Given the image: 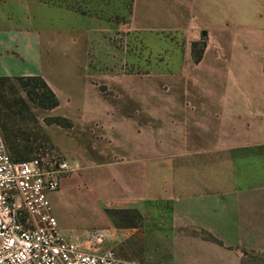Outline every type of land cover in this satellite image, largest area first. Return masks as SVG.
<instances>
[{
    "label": "rangeland",
    "instance_id": "obj_1",
    "mask_svg": "<svg viewBox=\"0 0 264 264\" xmlns=\"http://www.w3.org/2000/svg\"><path fill=\"white\" fill-rule=\"evenodd\" d=\"M38 1L65 10L40 15L50 21L38 25L47 28L42 69L58 106L46 109L32 99L42 93L39 84L9 79L0 86V137L13 160L55 152L73 168L60 179L70 184L47 195L50 213L69 239L100 227L101 216L118 226L137 222L131 214L107 211L113 196L108 184L114 173L123 177L128 170L125 147L133 128H146L149 149L158 117L174 111L200 116L197 103H254L264 113L263 43L228 40L220 32L225 24L229 31L253 24L251 13L220 11L212 0ZM172 103L179 108H169ZM163 160L166 178L170 158ZM156 164H141L147 184H154ZM129 248L137 259L134 242ZM242 264H264V255L244 252Z\"/></svg>",
    "mask_w": 264,
    "mask_h": 264
},
{
    "label": "crops",
    "instance_id": "obj_2",
    "mask_svg": "<svg viewBox=\"0 0 264 264\" xmlns=\"http://www.w3.org/2000/svg\"><path fill=\"white\" fill-rule=\"evenodd\" d=\"M212 2L220 11L251 13L255 20L234 31L225 24L222 36L264 45V0ZM47 14L65 10L38 0H0V77H40L57 96L42 69L45 27L38 25L49 26L40 16ZM227 103H197L200 116L174 111L158 117L149 149L146 128L132 129V144L125 147L128 170L123 177L114 173L108 184L113 196L107 211L135 212L138 219L126 227L101 216L97 229L108 231L102 248L134 264H242L244 252L264 255L263 107ZM168 157L169 175L162 178L161 162ZM150 159L157 161L154 184H147L141 166ZM133 242L137 259L130 255Z\"/></svg>",
    "mask_w": 264,
    "mask_h": 264
},
{
    "label": "built area",
    "instance_id": "obj_3",
    "mask_svg": "<svg viewBox=\"0 0 264 264\" xmlns=\"http://www.w3.org/2000/svg\"><path fill=\"white\" fill-rule=\"evenodd\" d=\"M72 171L55 152L13 161L0 137V264H134L102 248L105 229L74 239L62 234L47 195Z\"/></svg>",
    "mask_w": 264,
    "mask_h": 264
},
{
    "label": "trees",
    "instance_id": "obj_4",
    "mask_svg": "<svg viewBox=\"0 0 264 264\" xmlns=\"http://www.w3.org/2000/svg\"><path fill=\"white\" fill-rule=\"evenodd\" d=\"M9 79H15L17 81H23V79H25V81L34 82L36 84H39L40 87L42 88V93L40 95L34 94V98H32L31 94H29L30 97L32 99H39L40 103L42 105H44V107L46 109H53V108L58 106V102H57V99H56L54 93L51 91V89L47 86V84L40 77H16V78L0 77V86H2L3 83L8 82ZM63 121H65L66 125L69 126L68 120L63 119ZM14 150H15V148L13 149V151ZM21 160H28V159L21 157L20 159H16L13 161H21ZM119 213H121L122 215H125V216L131 214L132 216H135L138 219V216L135 214V212L119 211ZM135 225H136V223L128 225L126 227H131V226H135Z\"/></svg>",
    "mask_w": 264,
    "mask_h": 264
}]
</instances>
